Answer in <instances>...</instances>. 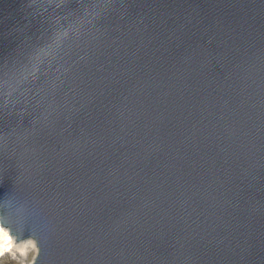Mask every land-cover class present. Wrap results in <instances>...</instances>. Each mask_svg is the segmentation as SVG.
<instances>
[{
  "label": "water",
  "instance_id": "1",
  "mask_svg": "<svg viewBox=\"0 0 264 264\" xmlns=\"http://www.w3.org/2000/svg\"><path fill=\"white\" fill-rule=\"evenodd\" d=\"M0 218L35 264H264V0H0Z\"/></svg>",
  "mask_w": 264,
  "mask_h": 264
},
{
  "label": "clouds",
  "instance_id": "2",
  "mask_svg": "<svg viewBox=\"0 0 264 264\" xmlns=\"http://www.w3.org/2000/svg\"><path fill=\"white\" fill-rule=\"evenodd\" d=\"M16 233L13 224L0 218V264H12L13 261L15 264H35L38 255L37 241L32 238L20 239Z\"/></svg>",
  "mask_w": 264,
  "mask_h": 264
},
{
  "label": "snow or ice",
  "instance_id": "3",
  "mask_svg": "<svg viewBox=\"0 0 264 264\" xmlns=\"http://www.w3.org/2000/svg\"><path fill=\"white\" fill-rule=\"evenodd\" d=\"M6 223V222H5ZM37 249H38V255H39V248H38V246H37ZM24 255H27V253H24ZM38 255H37V257H38Z\"/></svg>",
  "mask_w": 264,
  "mask_h": 264
},
{
  "label": "rangeland",
  "instance_id": "4",
  "mask_svg": "<svg viewBox=\"0 0 264 264\" xmlns=\"http://www.w3.org/2000/svg\"><path fill=\"white\" fill-rule=\"evenodd\" d=\"M29 259H31V255H29ZM12 264H15V261H13Z\"/></svg>",
  "mask_w": 264,
  "mask_h": 264
}]
</instances>
